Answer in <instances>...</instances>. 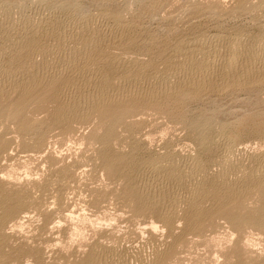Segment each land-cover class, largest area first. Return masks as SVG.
I'll list each match as a JSON object with an SVG mask.
<instances>
[{
  "label": "rangeland",
  "instance_id": "rangeland-1",
  "mask_svg": "<svg viewBox=\"0 0 264 264\" xmlns=\"http://www.w3.org/2000/svg\"><path fill=\"white\" fill-rule=\"evenodd\" d=\"M86 19L105 37L88 46L85 63L72 57L69 44ZM0 20V86H9L6 72L12 82L35 72L39 84L26 94L9 87L0 93V264H89L92 255L100 264H264V164L257 161H264V76L215 86L220 92L190 83L163 87L187 74L173 68L180 59L190 56L205 70L210 56L238 37L263 49L264 0H0ZM24 34H33L44 56L20 45ZM58 43L56 54L48 50ZM103 81L119 90L109 95L115 104L96 106ZM158 87L164 91L155 96ZM73 98L81 104L77 116L57 117ZM226 147L240 167L221 166L231 168L228 180L252 173L261 179L236 199L222 176L212 179ZM200 162L209 177L204 186L197 181ZM171 163L179 167L171 177L191 178L190 188L178 190L179 204L145 203L143 195L160 186L151 169Z\"/></svg>",
  "mask_w": 264,
  "mask_h": 264
},
{
  "label": "bare ground",
  "instance_id": "bare-ground-1",
  "mask_svg": "<svg viewBox=\"0 0 264 264\" xmlns=\"http://www.w3.org/2000/svg\"><path fill=\"white\" fill-rule=\"evenodd\" d=\"M62 9L63 10H67V8H66V6H63L62 7ZM53 17V16H52ZM58 17V16H57ZM121 17V16H120ZM113 18V17H112ZM11 19V18H10ZM59 19H61V18H59ZM56 20V24L58 25V26H61V23H59V22H61L60 20ZM116 19V18H115ZM113 20H114V18H113ZM120 20V19H119ZM1 21V20H0ZM59 21V22H58ZM63 22V21H62ZM120 22V21H119ZM55 23V22H54ZM53 23V24H54ZM91 22H90V19L89 20H85L84 21V25H83V29H84V31H83V33H81V34H79V33H77L76 34V36L74 37V39H73V41L71 42V44H69L70 46H71V48H72V50L74 51L73 52V54H72V57L74 58V59H76V60H83V61H85V63H86V61L87 60H89L90 59V57H91V52H90V50L88 49V46H96L97 47V45H99L100 46V44L104 41L103 39H104V37H105V33H104V35H103V32L101 33V31L98 29V31H100V32H96V34H94L93 32H91V30L93 31V30H95V28L93 29V25L91 26L92 28H91V30H89L88 29V26H89V24H90ZM122 23V22H121ZM52 24V23H51ZM50 24V25H51ZM55 24V25H56ZM64 25V24H63ZM62 25V26H63ZM69 25V24H68ZM121 25V24H120ZM131 25V24H130ZM0 26H1V23H0ZM53 27V26H52ZM64 27V26H63ZM72 27V26H71ZM95 27V26H94ZM97 27V26H96ZM117 27H118V25H117ZM66 28V27H65ZM52 29V28H51ZM51 29H49V30H51ZM68 29V28H67ZM97 29V28H96ZM55 30V29H54ZM66 30V29H65ZM31 31H32V29H31ZM37 31V30H36ZM44 31V30H43ZM68 31V30H67ZM97 31V30H96ZM8 32V31H7ZM51 32V31H50ZM50 32H48V33H50ZM65 32V31H64ZM64 32H62V33H64ZM71 32H73V31H71ZM80 32V31H79ZM127 32V31H126ZM32 33H33V31H32ZM34 33H35V31H34ZM33 33V34H34ZM47 33V32H46ZM59 33H60V31H59ZM62 33H61V35H62ZM117 33V32H116ZM30 34V33H29ZM29 34H24L25 36H22V42H20V39L19 40H17L18 41V43H17V46L19 45V42L21 43L20 45L22 46V47H24V48H26V50L28 51V52H30V53H32V54H35V55H42V56H44L45 55V53H46V51H44L43 52V47H41L40 48V45H38L37 43H36V41L34 42V40H33V38L32 37H34L33 36V34H31V35H29ZM36 34V33H35ZM56 34H57V32H56ZM65 34H66V32H65ZM68 34V33H67ZM50 36H51V34H49ZM48 35V36H49ZM61 35H57L56 36V38H54V39H56V41L57 42H59V43H63L64 44V42H63V40H60L61 38H60V36ZM72 35V34H71ZM75 35V34H74ZM52 37V36H51ZM54 37H55V34H54ZM63 37H64V34H63ZM62 37V38H63ZM73 37V36H72ZM264 37V36H263ZM241 38V37H240ZM244 38H247V37H244ZM244 38H242V39H239V37L238 38H236V39H238L237 41L235 40L234 42H227L226 43V45H225V47L223 48V50L221 49L220 51H218L217 53L216 52H214L211 56H210V58H209V60H207V64H205L206 63V61H202L203 62V64H205V70L203 69V70H201L200 68L198 69V70H200V71H198L193 65H195V64H192V62H190L191 61V57L189 58L187 55V59L185 58H183L184 60H181L180 59V63H178V61H177V65H174L171 61H170V63L171 64H173L174 66H173V68H180L181 69V67H183V68H185L186 70L188 69V72H186L187 74L186 75H184V76H181L180 78L178 77L177 78V80L175 79V80H170L169 78V80H167L166 82H165V84L166 85H163V87L166 89V91H167V89H169V91L170 90H174V88H176V89H179V87L183 84H187V83H190V84H192L191 86H195L196 88H198V90H200V89H202V92H203V89H205V88H213L214 89V87L216 86H219L220 84H222V86L224 85H226L227 83H231L232 84V82H235L236 80H240V79H242L243 80V82H246V83H250V84H252V81L254 82V80L255 79H257V78H259V76L260 77H263L264 76V48L263 49H257L256 47H254V48H252V44H255V43H253L254 42V38L251 40V39H244ZM251 38V37H250ZM9 39V38H8ZM65 39V38H64ZM67 39V38H66ZM69 39V38H68ZM219 39H221V38H219ZM224 38H222V40H223ZM226 39V38H225ZM224 39V40H225ZM35 40H38L37 38L35 39ZM233 40V39H232ZM17 41H15V43L17 42ZM65 41V40H64ZM227 41V40H226ZM14 42V41H13ZM38 42V41H37ZM56 42V43H57ZM216 42V41H215ZM214 42V43H215ZM222 42V41H221ZM44 43V42H43ZM59 43H58V47L57 48H54V47H52V49L50 48H48V50L50 51V52H55V54H56V50H58L59 49ZM69 43H70V41H69ZM219 43V42H218ZM224 43V42H223ZM223 43H221V44H223ZM240 43H246V44H248L247 46L249 47V45H251V48L250 49H246V48H241V47H238L237 45L238 44H240ZM257 43H258V41H257ZM45 44V43H44ZM74 44H78L79 46H80V48H78V49H76V48H74V47H72V45H74ZM212 44V43H211ZM54 45V44H53ZM260 45H261V41H260ZM16 46V48H18ZM42 46H44L43 44H42ZM49 46V45H48ZM51 46V45H50ZM221 46V45H220ZM224 46V45H223ZM243 46V45H242ZM255 46V45H254ZM264 46V45H263ZM20 47V46H19ZM22 47H20V48H22ZM46 47V46H45ZM103 47V46H102ZM258 47V46H257ZM15 48V49H16ZM64 49H65V47H63ZM95 48V47H94ZM99 48V47H98ZM98 48H96V49H98ZM195 48V47H194ZM93 51H95L93 48H91ZM104 49V48H103ZM191 48H189L188 50H190ZM217 49V48H216ZM6 50V49H5ZM47 50V49H46ZM47 50V51H48ZM70 50V49H69ZM102 50V49H101ZM100 50V51H101ZM181 50V49H180ZM184 50V49H183ZM187 50V51H188ZM212 50V49H211ZM218 50V49H217ZM92 51V52H93ZM96 51H98V50H96ZM99 51V52H100ZM103 51V50H102ZM179 51V50H178ZM186 51V52H187ZM191 51H192V49H191ZM4 52V51H3ZM27 52V53H28ZM65 52V51H64ZM185 51H183V53H184ZM1 53V52H0ZM5 53V52H4ZM26 53V52H25ZM24 53V54H25ZM49 53V52H48ZM101 53V52H100ZM180 53V52H179ZM182 53V52H181ZM180 53V54H181ZM191 55H192V53L191 52H189ZM54 54V53H53ZM65 54V53H64ZM96 54H98V52H96ZM189 54V55H190ZM207 55H208V53H206ZM27 55V54H26ZM31 55V54H30ZM48 55V54H47ZM185 55V53L183 54V56ZM196 56H194V57H197V54H195ZM209 55H210V53H209ZM29 56V55H28ZM52 56V55H51ZM62 56V55H61ZM65 56V55H64ZM63 56V57H64ZM92 56H93V53H92ZM180 56V55H179ZM193 56V55H192ZM49 57H50V55H49ZM70 57V56H69ZM27 58V57H26ZM41 58V57H40ZM44 58V57H43ZM65 58V57H64ZM93 58V57H92ZM91 58V59H92ZM95 58H96V55H95ZM94 58V59H95ZM98 58V57H97ZM181 58V57H180ZM193 58V57H192ZM200 58V57H199ZM73 59V60H74ZM174 59H175V57H174ZM179 59V58H178ZM197 59V58H196ZM204 59H206V58H204ZM203 59V60H204ZM49 60H51V58L49 59ZM93 60V59H92ZM169 60V59H168ZM44 61H46V60H44ZM62 61H64V60H62ZM132 61V60H131ZM22 62V61H21ZM68 62V61H67ZM71 62V61H70ZM73 62V61H72ZM92 62V61H91ZM74 63V62H73ZM84 63V62H83ZM126 63V62H125ZM135 63V62H134ZM194 63V62H193ZM199 63V62H198ZM31 64V63H30ZM77 64V63H76ZM79 64V63H78ZM77 64V65H78ZM167 64H168V62H167ZM166 64V65H167ZM200 64V63H199ZM25 65V64H24ZM165 65V64H164ZM83 66V65H82ZM170 66V65H169ZM30 68H32V67H30ZM29 68V69H30ZM60 68H62V67H60ZM170 68V67H169ZM173 68H172V70H173ZM25 70H26V67H25ZM170 70V69H169ZM13 71H14V69H13ZM31 71H33V70H31ZM36 72H37V70H35ZM40 71H41V69H40ZM168 71V70H167ZM2 72V71H1ZM1 72H0V74H1ZM11 72V71H10ZM27 72V71H26ZM169 72H171V70L169 71ZM173 72V71H172ZM3 73V72H2ZM7 74H2V76L5 78V80H8V82H9V88L12 90L13 88L15 89H17V88H21L20 90H22V92H24L25 94H26V92L27 91H29L30 90V88H31V90H32V88L35 86V85H37V83H38V75H36L35 74V72L34 73H31V72H29L28 71V73H31V74H28L27 76L25 75V78H23L22 79V81L20 82H12L11 81V76H10V74L11 73H9V75H8V72H6ZM181 73V72H180ZM13 74V73H12ZM27 74V73H26ZM94 74V73H93ZM5 75V76H4ZM24 75H23V77H24ZM56 75V74H55ZM263 75V76H262ZM1 76V75H0ZM91 76V75H90ZM88 76L87 77V81H88V79H90V78H92L93 76ZM166 76H168V75H166ZM179 76V75H178ZM56 77V76H55ZM54 76L53 77H51V78H55ZM58 77H60V76H58ZM72 77V76H71ZM174 77V76H173ZM2 78V77H1ZM3 78V79H4ZM50 78V79H51ZM57 78V77H56ZM55 78V79H56ZM95 78V77H94ZM108 78V77H107ZM124 78V77H123ZM166 78V77H165ZM175 78V77H174ZM68 79V78H67ZM66 79V82H65V80H62L63 82H65V83H67V84H69V82L71 81L72 82V80L74 79H72V80H70L69 79V81ZM93 79V78H92ZM127 79V78H126ZM54 80V79H53ZM95 80V79H94ZM101 80H104V79H101ZM107 80V79H106ZM130 80V79H129ZM129 80H128V82H129ZM258 80V79H257ZM50 81V80H49ZM62 81H61V83H62ZM93 81V80H92ZM111 81V80H110ZM113 81H115V79L113 80ZM112 81V82H113ZM120 81V80H119ZM118 81V82H119ZM131 81V80H130ZM133 81V80H132ZM131 81V82H132ZM165 81V80H164ZM259 81V80H258ZM51 82V81H50ZM70 82V83H71ZM74 82V81H73ZM80 82V81H79ZM98 82V81H97ZM100 82V81H99ZM104 82V81H103ZM112 82L111 83H109L108 81L107 82H104V87H103V91H101L100 93H99V96L97 97V100L95 99V103L97 104L96 106H98V105H104V103L108 100V99H110L109 97H111V96H109V95H111L110 93H112V92H116L117 90H119V84L118 85H115L114 83L112 84ZM242 81H241V83H243ZM49 82H47V84H48ZM77 83V82H76ZM88 83H89V81H88ZM90 83H92L91 82V79H90ZM96 82H94V84H95ZM136 83V82H135ZM256 83V82H255ZM5 84V83H4ZM52 84V83H51ZM58 84V83H57ZM86 84H87V82H86ZM128 84H130V83H128ZM134 84V83H133ZM139 84V83H138ZM234 84V83H233ZM232 84V85H233ZM236 84H240L239 83V81H238V83H236ZM245 84V83H244ZM39 85V84H38ZM37 85V86H38ZM48 85H50V83L48 84ZM62 86L64 85V83H62L61 84ZM96 85V84H95ZM123 85V84H122ZM135 85V84H134ZM133 85V86H134ZM189 85V84H188ZM187 85V86H188ZM229 85V84H228ZM246 85V84H245ZM4 86H6V85H4ZM4 86H0V93H3V92H7L8 90H7V88H5ZM44 86V85H43ZM77 86V85H76ZM80 86V85H79ZM87 86V85H86ZM85 86V87H86ZM93 86V85H92ZM128 86H130V85H128ZM137 86V85H136ZM222 86H220V87H222ZM46 87V86H45ZM44 87V88H45ZM56 87V86H55ZM61 87V86H60ZM59 84H58V90H59ZM65 87V86H64ZM82 87V86H81ZM84 87V88H85ZM99 87V86H98ZM102 87V86H101ZM124 87V86H123ZM122 87V88H123ZM132 87V86H131ZM181 87H183V86H181ZM219 87V88H220ZM228 87H230V85L228 86ZM62 88V87H61ZM61 88H60V91H59V95L61 96V94L62 93H60L61 92ZM67 88V87H66ZM78 88V87H77ZM87 88V87H86ZM138 88V87H137ZM226 88V87H225ZM224 88V89H225ZM15 89V90H16ZM74 89H75V87H74ZM81 89V88H80ZM94 89V88H93ZM98 89V88H97ZM96 89V90H97ZM143 89V88H142ZM218 89V88H217ZM222 89V88H221ZM223 89V90H224ZM18 90V89H17ZM20 90H19V92H20ZM58 90H54L55 91V93H56V91H58ZM77 90V89H76ZM82 90V89H81ZM92 90V89H91ZM90 90V91H91ZM101 90V89H100ZM145 90V89H144ZM154 91H152V92H154L153 94H155V96H156V93H157V95L159 94V93H161L162 91H164L163 90V88H155V89H153ZM181 90V89H180ZM197 90V89H196ZM33 91H34V89H33ZM93 91V90H92ZM142 91V90H141ZM165 91V92H166ZM168 91V92H169ZM208 91V90H207ZM214 91H218V92H220L219 90H216V89H214ZM222 91V90H221ZM22 92H20V93H22ZM38 92V91H37ZM120 92V91H119ZM134 92H136V91H134ZM138 92V91H137ZM198 92V91H197ZM8 93V92H7ZM54 93V92H53ZM84 93V92H83ZM86 93V92H85ZM84 93V94H85ZM95 93H97V92H95ZM141 93V92H140ZM145 93V92H144ZM147 93V92H146ZM167 93V92H166ZM166 93H163V94H166ZM57 94V93H56ZM56 94H55V96H56ZM93 94V93H92ZM130 94V93H129ZM152 94V93H151ZM152 94V95H153ZM162 94V95H163ZM20 95V94H19ZM96 96H97V94H95ZM22 96V95H21ZM59 96V97H60ZM86 96V95H85ZM138 96H139V94H138ZM141 96V95H140ZM145 95H143V97H144ZM160 96V95H159ZM20 97V96H19ZM58 97V96H57ZM79 97H82V96H79ZM92 97H93V95H92ZM115 97V96H114ZM121 97H123V96H121ZM151 97V96H150ZM153 97V96H152ZM56 98V97H55ZM118 98V97H117ZM135 98V97H134ZM147 98L148 97H146V98H144L145 99V101L147 100ZM157 98V97H156ZM73 99H75V98H73ZM87 99V98H86ZM116 99V98H115ZM120 99H122V98H120ZM126 99V98H125ZM130 99H133V98H130ZM138 99V98H137ZM151 99V98H150ZM81 100H82V98H81ZM84 100V99H83ZM94 99H92V101H93ZM111 101H113L114 99H110ZM109 100V102H111ZM127 100V99H126ZM135 100V99H134ZM89 101V100H88ZM108 102V101H107ZM114 102V101H113ZM136 102V101H135ZM57 103V102H56ZM112 103V102H111ZM142 103V102H141ZM83 104V103H82ZM105 104H107V103H105ZM114 104H115V102H114ZM95 105V104H94ZM100 105V106H101ZM133 105H135V104H133ZM99 106V107H100ZM116 106V105H115ZM91 107V106H90ZM111 107V106H110ZM97 108V107H96ZM78 109H81V104H80V102H79V100L78 99H75V100H72V102H70V103H67V105L65 104L64 106H61V109L60 110H58L59 111V113H57V117H59V118H62V119H64V120H68V119H70L71 117H73V116H77V114H78ZM99 109V108H98ZM79 111H81V110H79ZM83 112V111H82ZM85 112V111H84ZM53 119V118H52ZM59 120V119H58ZM63 120V121H64ZM203 126V125H202ZM209 129V128H208ZM206 136V135H205ZM201 138V137H200ZM203 138V137H202ZM204 140V139H203ZM207 141V140H206ZM229 142V141H228ZM212 147V146H211ZM217 147V146H216ZM219 149V148H218ZM216 153V152H215ZM173 155V154H172ZM171 155V156H172ZM216 155V154H215ZM251 155V154H250ZM192 156V155H191ZM255 156V155H254ZM258 156V155H257ZM260 157L262 156V155H259ZM187 157V156H186ZM189 157V156H188ZM251 157V156H250ZM263 157V156H262ZM174 157H172V159H173ZM176 158V157H175ZM174 158V159H175ZM214 158V157H213ZM254 158V157H253ZM264 158V157H263ZM171 159V158H170ZM177 159V158H176ZM181 159V158H180ZM262 159V158H261ZM167 160V159H166ZM193 160V159H192ZM199 160V159H198ZM218 162H220V166L219 167H215V166H213V167H215L216 168V170H215V168L213 169V170H215V172L212 174V179H213V182L214 181H216V179L218 178V176H222L221 177V179L223 180V182L225 181L226 182V184L225 185H227V184H229V186H231V190H233V191H230V192H233L232 194H233V196H234V198H232V199H236L235 197H238V195H241V194H243L245 191H247L249 188L251 189V187L253 186V187H255L254 185H256V184H258V183H261V179H259L258 177L260 176H255V174H253L252 172V175H250V176H248L247 178H245V179H243V177H245V176H243L242 178H240V179H238V180H234V181H230V180H228V177L227 176H229L230 177V175H231V177H232V171L230 170L231 168L232 169H234V170H236V171H238V169H240V167L238 166V162H237V160H235L233 157H232V155H231V150L228 148V147H226V149L220 154V156L218 157ZM171 161V160H170ZM177 161H179L178 159H177ZM177 161H175V162H177ZM182 161V160H181ZM187 162H188V160H186ZM190 161V160H189ZM254 161V160H253ZM256 161V160H255ZM254 161V162H255ZM257 161H259V163H260V167H261V165H263L264 164V161L263 160H260L259 158H257ZM195 162V161H194ZM197 162V161H196ZM212 162V161H211ZM241 162V161H240ZM184 163V162H183ZM203 163V162H202ZM181 164V163H180ZM201 164V162L200 163H198L197 164V169H196V173H197V181H199V182H201V183H204V182H206V180H208V179H206L208 176H207V171H205L204 169H203V164L202 165H200ZM145 165V164H144ZM148 165H150V164H148ZM157 165V164H156ZM183 165V164H182ZM214 165V164H213ZM216 165V164H215ZM224 165H228L229 167H231L229 170H225L224 172H223V169H222V167L221 166H223L224 167ZM151 166H152V164H151ZM158 166H160V165H158ZM147 167V166H146ZM156 167V166H155ZM154 167V168H155ZM145 168V167H144ZM148 168V167H147ZM177 168L179 169V167H177V163L176 164H174V163H171V164H169V167L167 166V170H165V169H159L158 170V168L157 169H151V171L153 172V173H150V176L152 177V179L154 180V181H156L155 183L157 184L156 186H158V185H160L158 188L159 189H162V191H161V193H158V191L157 190H159L158 188H156L157 190V192L155 191V190H153V191H149L150 193H146V194H144L143 195V197H141V198H143L144 199V201H145V203L147 202V203H150V204H157V202H164L166 199L168 200L169 198L171 199V201H172V203H173V205L174 204H179V195H180V193H178V190L180 189V190H184V189H186L188 186H189V181L191 180V178H190V180L188 181L187 180V178L185 179V177H184V179H181L179 176V178L180 179H176V178H174L173 179V175H172V177H171V173L172 172H174V171H176L177 170ZM183 168V167H182ZM211 168V167H210ZM226 168V167H225ZM257 168V167H256ZM255 168V169H256ZM144 170V169H143ZM142 170V171H143ZM148 170V169H147ZM146 170V171H147ZM210 171H211V169H209ZM208 170V171H209ZM213 170H212V172H213ZM262 170H264V167L262 168ZM145 171V170H144ZM145 171V172H146ZM167 171V172H166ZM209 171V172H210ZM251 171V170H250ZM257 171V170H256ZM255 171V172H256ZM141 172V171H140ZM149 172V171H148ZM147 172V173H148ZM234 172V171H233ZM176 173V172H175ZM186 173V172H185ZM211 173V172H210ZM262 173V172H261ZM192 174V173H191ZM237 174V173H236ZM236 174H234L235 176H236ZM144 175V174H143ZM147 175V174H146ZM185 175V174H184ZM187 175V174H186ZM185 175V176H186ZM190 175V174H189ZM139 176V175H138ZM195 176V175H194ZM145 177H147V176H145ZM150 177V178H151ZM192 177V176H191ZM196 177V176H195ZM194 177V178H195ZM226 177V178H225ZM238 177V176H237ZM209 178V177H208ZM262 178H263V175H262ZM206 179V180H205ZM234 179V178H233ZM150 180V179H149ZM153 180H152V182H153ZM210 180V179H209ZM218 180V179H217ZM212 180H210V182H211ZM136 183H137V181H136ZM154 183V184H155ZM209 183V182H208ZM218 183H219V180H218ZM217 183V184H218ZM194 184V183H193ZM205 185V183L203 184V186ZM136 186V185H135ZM257 186V185H256ZM138 187H139V185H138ZM154 187V186H153ZM135 188H137V187H135ZM134 188V189H135ZM155 188V187H154ZM188 188H190V187H188ZM202 188V187H201ZM204 189V188H203ZM202 189V190H203ZM136 190V189H135ZM179 190V192H182V191H180ZM136 191H138V190H136ZM140 191V190H139ZM138 191V192H139ZM141 192V191H140ZM146 192V191H145ZM160 192V191H159ZM185 192V191H184ZM186 192H188V191H186ZM197 192V191H196ZM199 190H198V194H199ZM202 192V191H201ZM207 192V191H206ZM205 192V193H206ZM142 193L143 192H141V196H142ZM204 193V192H203ZM245 193H247V192H245ZM248 193H249V191H248ZM140 194V193H139ZM188 194V193H187ZM194 194V193H193ZM197 194V193H196ZM195 194V197H197V196H199L198 194L196 195ZM201 194V193H200ZM138 195V194H137ZM183 195V194H182ZM184 195H185V193H184ZM183 195V196H184ZM203 195V194H202ZM231 195V194H230ZM187 196H189V195H187ZM186 196V197H187ZM193 197V196H192ZM191 197V198H192ZM202 197H204L205 198V196H202ZM227 197H228V195H227ZM230 198H231V196H229ZM204 198H203V200H204ZM229 198V199H230ZM184 199V197L182 198V201H184L183 200ZM226 199V198H225ZM192 200H193V198H192ZM195 200H197V198L195 199ZM231 200V199H230ZM186 201H187V199H186ZM194 201V200H193ZM193 201H191V202H193ZM171 203V202H170ZM183 203V202H182ZM187 203V202H186ZM189 203V202H188ZM150 204H148V205H150ZM152 204V205H153ZM155 204V205H156ZM163 204V203H162ZM193 204V203H192ZM159 205H161V204H159ZM170 206V205H169ZM179 206V205H178ZM181 206H183V205H181ZM190 206V205H189ZM193 206V205H192ZM147 207H149V206H147ZM150 207H152V206H150ZM171 207V206H170ZM191 207V206H190ZM221 207V206H220ZM224 207V206H223ZM198 208V207H197ZM217 208V207H216ZM165 209V208H164ZM195 209V208H194ZM193 209V210H194ZM220 209V208H219ZM218 209V210H219ZM187 210H190V208L189 209H187ZM192 210V211H193ZM196 210V209H195ZM194 210V211H195ZM198 210V209H197ZM196 210V211H197ZM159 211V210H158ZM161 211V210H160ZM191 211V210H190ZM189 211V212H190ZM207 211V210H206ZM201 212V211H200ZM216 212V211H215ZM164 213H165V211H164ZM168 213H169V211H168ZM193 213V212H192ZM195 213V212H194ZM198 213V212H197ZM170 214H171V212H170ZM169 214V217L170 216H173V215H170ZM225 214V213H224ZM223 214V215H224ZM234 214V213H233ZM236 214V213H235ZM161 215H163V212H162V214ZM188 215V214H187ZM229 215H232L231 213L229 214ZM227 216V215H226ZM233 216V215H232ZM166 217H168V216H166ZM173 217H175V215L173 216ZM229 217V216H228ZM193 218V217H192ZM230 218V217H229ZM166 219H168V218H166ZM171 219V218H170ZM172 220H173V218H172ZM195 223H197V222H195ZM200 224L202 223L201 221L199 222ZM198 223V224H199ZM193 225V224H192ZM195 225H197V224H195ZM195 225L194 226H192V228L193 227H195ZM154 226V225H153ZM172 226V225H171ZM155 227V226H154ZM156 228V227H155ZM156 230V229H155ZM194 230V229H193ZM193 230H191V231H193ZM190 231V232H191ZM187 232H189V230H187ZM175 241V240H174ZM157 242V241H156ZM160 242H161V240H160ZM159 243V242H158ZM162 244V243H161ZM173 244H174V242H173ZM129 245V244H128ZM170 246V245H169ZM168 246V247H169ZM173 246V245H172ZM171 248V247H170ZM168 249V248H167ZM119 250V249H118ZM128 250V249H127ZM131 250V249H130ZM129 250V251H130ZM170 251V250H169ZM164 252V251H163ZM126 253V252H125ZM132 253V252H131ZM131 253H130V255H131ZM156 253V252H155ZM166 253V252H165ZM165 253H163V255L165 254ZM167 253H168V251H167ZM166 253V254H167ZM93 254H95L94 253V251H93ZM100 254V253H99ZM139 254V253H138ZM162 254V253H161ZM165 254V255H166ZM119 255V254H118ZM162 255V256H163ZM98 256V255H97ZM96 256V257H97ZM159 256V255H158ZM95 256H93L92 255V257L90 256V260H89V264H100V262H98L99 260H98V257L96 258ZM123 257V256H122ZM121 257V258H122ZM134 257V256H133ZM139 257V256H138ZM124 259H125V257H123ZM148 259V258H147ZM162 259V258H161ZM101 260V259H100ZM103 261H104V259H103ZM118 261V260H117ZM88 262V261H87ZM120 262H123V261H120ZM147 262V261H146ZM105 263V262H104Z\"/></svg>",
  "mask_w": 264,
  "mask_h": 264
}]
</instances>
